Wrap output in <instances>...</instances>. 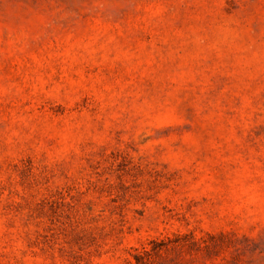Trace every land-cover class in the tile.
I'll list each match as a JSON object with an SVG mask.
<instances>
[{
  "label": "rangeland",
  "instance_id": "obj_1",
  "mask_svg": "<svg viewBox=\"0 0 264 264\" xmlns=\"http://www.w3.org/2000/svg\"><path fill=\"white\" fill-rule=\"evenodd\" d=\"M0 264H264V0H0Z\"/></svg>",
  "mask_w": 264,
  "mask_h": 264
}]
</instances>
